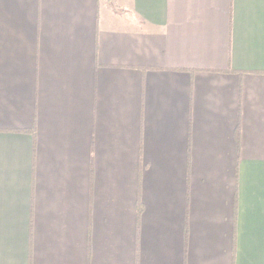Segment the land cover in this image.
I'll use <instances>...</instances> for the list:
<instances>
[{"label":"crops","instance_id":"crops-1","mask_svg":"<svg viewBox=\"0 0 264 264\" xmlns=\"http://www.w3.org/2000/svg\"><path fill=\"white\" fill-rule=\"evenodd\" d=\"M0 264H264V0H0Z\"/></svg>","mask_w":264,"mask_h":264}]
</instances>
